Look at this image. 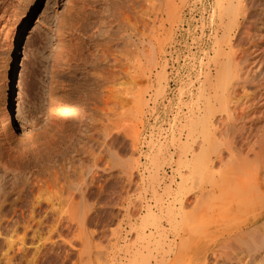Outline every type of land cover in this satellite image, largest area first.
<instances>
[{"label":"rangeland","instance_id":"1","mask_svg":"<svg viewBox=\"0 0 264 264\" xmlns=\"http://www.w3.org/2000/svg\"><path fill=\"white\" fill-rule=\"evenodd\" d=\"M168 1L180 13L174 21L167 16ZM255 1L246 5L256 20L263 3ZM218 2L0 0V123L5 124L0 175L6 174L9 197L0 216V264H141L146 246L153 258L159 242L150 238L152 227L144 218L149 211L157 213L151 205L159 198L168 200L176 161L186 150L181 142L195 101L191 96L206 86V63L213 67L217 49ZM244 23L232 32L234 50L248 45L243 37L251 22ZM159 72L165 76L161 89ZM11 74L16 93L20 82L28 127L17 115L10 82L4 84ZM119 78L123 88L117 86ZM115 92L120 97L106 117ZM65 101L75 111L61 119L57 111ZM60 128L66 132L58 133ZM48 137L58 138L63 156L93 177L85 176L86 183L75 190L82 194H74L72 202L66 194L63 202L55 198L65 182L61 176L60 186L54 181L53 165L45 157L50 150L41 147L50 144ZM225 158L222 165L228 163ZM18 175H24L25 184ZM17 187L22 193L15 206ZM64 201L70 210L76 204L72 210L84 208L90 215L53 214L67 212ZM134 203L141 207L132 208Z\"/></svg>","mask_w":264,"mask_h":264},{"label":"bare ground","instance_id":"2","mask_svg":"<svg viewBox=\"0 0 264 264\" xmlns=\"http://www.w3.org/2000/svg\"><path fill=\"white\" fill-rule=\"evenodd\" d=\"M219 1L217 0V5L220 7V12L217 14L219 21L216 25V34H214L217 49L212 56L213 67L208 66L209 61L206 63L208 68L205 66L207 69L203 75L206 86H203V90L200 89L199 93H193L194 96H191V100L195 101L190 107V117L184 124L187 133L184 136V141L181 142L186 150L182 154L183 157H178V161H176L175 173L177 175L171 178L168 190L169 198L167 201L159 198L151 205L157 213H151L148 208L147 216L145 214L143 223L147 226L150 224L152 227L150 228V238L157 239L159 245L155 246L156 253L151 262L149 257L152 250L148 246L144 248V255L139 261L141 264H264V0H256L257 4H259L258 1L263 3L256 20L252 13L253 10L248 11L247 0ZM172 3L168 1L165 6L169 20L174 21L179 18L180 13ZM132 5L133 3L129 2L128 6ZM244 22L249 25L251 22V28H248L247 32L244 31L245 36L243 37V40H248V45L240 46L234 50L232 32L240 28L239 26ZM123 23L125 24V22ZM119 28L122 33L124 28L121 29V26ZM137 34L134 32V36H138ZM150 49L153 51V48ZM117 53L120 54V52ZM12 67L14 66L12 65ZM162 73L159 72L160 75L157 78L159 81L156 80L157 84L159 82L160 89L161 81L165 79ZM9 81V75H6L4 84H8ZM18 81L15 107L20 121L28 127L31 125V120L23 105L21 86ZM123 84L124 82L119 78L117 86L123 88ZM206 91L209 96L204 98V102L201 103ZM118 92L109 98L110 105L106 109V117L111 115L113 105L120 97ZM74 111L72 105L65 101L57 112L61 119H65ZM217 115L219 119L215 118ZM56 122L55 119L53 123L56 124ZM4 127L5 124L0 123L1 135ZM57 132L66 131L60 128ZM52 137H56V135ZM1 139L3 142L6 141L5 133ZM56 140L52 139L51 141L50 138V144H41L43 145L41 147L50 150L49 156L45 157H47V162L49 161L53 165L52 173L56 176L54 181L58 182L60 186L62 180L59 181V176H61L64 179L62 182H65L60 189L63 188L64 192L55 198L61 200L66 194L65 200L71 201L74 198L73 195L76 194L75 190H78L88 180L89 177H86L89 173L87 175V172L78 170L75 163L66 158L67 155L63 156L62 143ZM45 142L47 143V141ZM89 143L90 140L87 144ZM225 157L229 158L228 163L222 165L221 162L226 159ZM61 161L64 162L61 163ZM225 161L227 162V160ZM217 162L220 163L218 167H216L217 164L215 166ZM126 166L128 165L126 164ZM180 168H185L184 174ZM13 176L15 178V175ZM89 176V179L93 178H91L92 175ZM14 178L13 180H15ZM22 178L21 184H25ZM6 179V174L1 173L0 216L5 213L7 208H3V206L9 201L8 194L4 191ZM35 184L40 185L39 183ZM17 188L19 189V187ZM21 193L20 189L16 192L12 205L20 201ZM37 193L42 195L41 192ZM37 198L36 196V200H38ZM83 198L80 196L79 201ZM46 200L48 201L49 198ZM61 201L63 202V199ZM68 201H64L63 204L66 206ZM71 202H69V206ZM52 205L54 207V204ZM74 206L71 205L72 208ZM78 206L80 207V205ZM129 206H131L130 202ZM129 206L128 208H130ZM133 207L136 209L141 206L134 203ZM67 208L64 209L67 212L56 211V209L53 214L60 216L67 214L78 218L90 215L84 208L73 209L74 211L72 208V211ZM12 213L16 214V211H12ZM29 214L32 216L34 211ZM128 215H126L127 221L130 218ZM166 227L169 231L166 230ZM152 230L156 236L153 235ZM149 239L147 240L149 241ZM139 256L142 255L139 254Z\"/></svg>","mask_w":264,"mask_h":264},{"label":"water","instance_id":"3","mask_svg":"<svg viewBox=\"0 0 264 264\" xmlns=\"http://www.w3.org/2000/svg\"><path fill=\"white\" fill-rule=\"evenodd\" d=\"M10 84H9V86H10V89H11V93H12V98L14 99L15 98V96H16V89H15V82H14V80H13V77L11 76V78H10Z\"/></svg>","mask_w":264,"mask_h":264}]
</instances>
